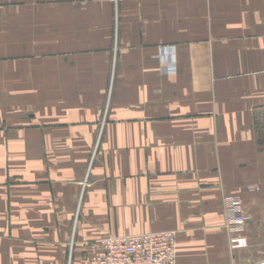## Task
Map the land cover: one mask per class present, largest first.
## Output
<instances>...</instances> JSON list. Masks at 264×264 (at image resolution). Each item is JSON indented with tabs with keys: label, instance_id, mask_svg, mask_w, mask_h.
<instances>
[{
	"label": "crops",
	"instance_id": "1",
	"mask_svg": "<svg viewBox=\"0 0 264 264\" xmlns=\"http://www.w3.org/2000/svg\"><path fill=\"white\" fill-rule=\"evenodd\" d=\"M162 231L264 264V0H0V264Z\"/></svg>",
	"mask_w": 264,
	"mask_h": 264
},
{
	"label": "built area",
	"instance_id": "2",
	"mask_svg": "<svg viewBox=\"0 0 264 264\" xmlns=\"http://www.w3.org/2000/svg\"><path fill=\"white\" fill-rule=\"evenodd\" d=\"M223 206L229 234L242 231L249 220L239 198H227ZM176 239L172 231L107 236L89 247L87 264H176Z\"/></svg>",
	"mask_w": 264,
	"mask_h": 264
}]
</instances>
